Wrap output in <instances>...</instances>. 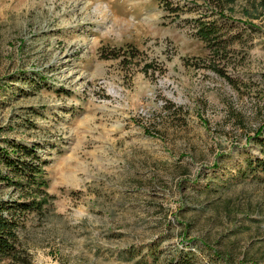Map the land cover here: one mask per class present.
Here are the masks:
<instances>
[{"label":"rangeland","instance_id":"374dc122","mask_svg":"<svg viewBox=\"0 0 264 264\" xmlns=\"http://www.w3.org/2000/svg\"><path fill=\"white\" fill-rule=\"evenodd\" d=\"M213 10L0 0V152L36 144L54 196L22 232L33 264H264V14Z\"/></svg>","mask_w":264,"mask_h":264},{"label":"trees","instance_id":"16d2710c","mask_svg":"<svg viewBox=\"0 0 264 264\" xmlns=\"http://www.w3.org/2000/svg\"><path fill=\"white\" fill-rule=\"evenodd\" d=\"M211 3L213 12L219 17L230 19L224 13L234 12L237 0H205ZM252 3L255 11L261 10L264 14V0H246ZM177 8H171L174 12ZM248 18H258L245 9ZM216 20L209 22L200 21L198 30L200 37L210 46L216 47L218 52L229 51L226 41L215 32ZM212 26V27H211ZM228 43V42H227ZM222 49V50H221ZM114 58L120 57V51H114ZM133 52H128L132 55ZM107 55V54H106ZM229 82L234 83L231 76L224 73ZM261 134V132H259ZM36 144L29 148L18 146L16 143L10 148L0 152V160L6 165L5 173L0 172V182L13 188L14 194L8 198H0V264H33L32 254L25 247L22 232L25 230L27 219L31 214H41L46 211L45 206L51 196L47 191L49 180L46 176L45 166L47 160L36 150ZM264 150V142H263ZM182 258L175 264H197L193 259Z\"/></svg>","mask_w":264,"mask_h":264}]
</instances>
